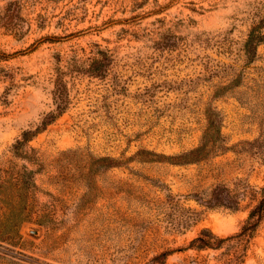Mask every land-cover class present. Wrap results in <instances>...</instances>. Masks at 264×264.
Listing matches in <instances>:
<instances>
[{
	"label": "rangeland",
	"instance_id": "rangeland-1",
	"mask_svg": "<svg viewBox=\"0 0 264 264\" xmlns=\"http://www.w3.org/2000/svg\"><path fill=\"white\" fill-rule=\"evenodd\" d=\"M263 197L264 0H0V264H264Z\"/></svg>",
	"mask_w": 264,
	"mask_h": 264
},
{
	"label": "trees",
	"instance_id": "trees-1",
	"mask_svg": "<svg viewBox=\"0 0 264 264\" xmlns=\"http://www.w3.org/2000/svg\"><path fill=\"white\" fill-rule=\"evenodd\" d=\"M252 48V37L249 36L248 40L246 41V50L249 51ZM23 139H26L28 136V132H24L22 134ZM21 143L20 141H17V144ZM197 150H194L191 153H196ZM264 216V197L261 199V201L258 203V205L249 213L248 218L244 226L242 227V233L243 235L249 234L251 230H253L256 225L259 223V221ZM222 239H219L221 241ZM192 244H194L197 248H204V247H210L214 245V241L212 239L211 233L207 230L202 231L201 236L195 238L192 240Z\"/></svg>",
	"mask_w": 264,
	"mask_h": 264
}]
</instances>
